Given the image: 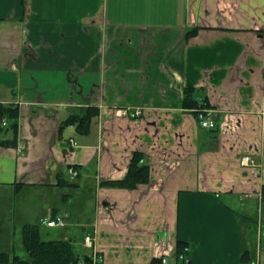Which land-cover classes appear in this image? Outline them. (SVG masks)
I'll use <instances>...</instances> for the list:
<instances>
[{
	"label": "crops",
	"instance_id": "1",
	"mask_svg": "<svg viewBox=\"0 0 264 264\" xmlns=\"http://www.w3.org/2000/svg\"><path fill=\"white\" fill-rule=\"evenodd\" d=\"M0 102L20 109L18 134L0 131V246L62 216L48 238L76 245L81 230L94 264H261L264 0H0ZM93 111L86 133L65 124ZM135 151L148 183L100 185Z\"/></svg>",
	"mask_w": 264,
	"mask_h": 264
},
{
	"label": "trees",
	"instance_id": "2",
	"mask_svg": "<svg viewBox=\"0 0 264 264\" xmlns=\"http://www.w3.org/2000/svg\"><path fill=\"white\" fill-rule=\"evenodd\" d=\"M196 28L188 31V36L196 33ZM193 88H187L184 95V104L194 108L197 114V107L208 106L207 101H195L192 99ZM95 111L87 112L84 115H73L65 121V124H76L79 132L89 131L90 121ZM20 109L18 105L4 104L0 102V131L3 128V120L8 121L7 129L13 131L16 136L19 131ZM62 125L60 126V128ZM76 167V166H75ZM150 180V164L143 152L135 151L132 155L128 171L123 178L102 180L100 185L121 188H137L140 184L148 183ZM58 184L62 188L75 189L76 183L67 180L62 174L59 175ZM264 193V187H263ZM23 245L27 256L23 257L11 251H0V264H94V259L88 254L80 253L70 239L64 238H43L40 230V223L25 224L22 227ZM188 243L179 240L177 243V254L186 252ZM100 264V262H98Z\"/></svg>",
	"mask_w": 264,
	"mask_h": 264
},
{
	"label": "built area",
	"instance_id": "3",
	"mask_svg": "<svg viewBox=\"0 0 264 264\" xmlns=\"http://www.w3.org/2000/svg\"><path fill=\"white\" fill-rule=\"evenodd\" d=\"M196 110H197V120L202 127H205V128H215L216 127L217 121L215 117V112L212 108H209L208 106H200V107H197ZM117 111L119 115L126 116V117H132V118H138L142 116L143 114V109L140 107L128 106V107L121 108ZM3 124H6V122L4 121ZM71 141H73V139H71ZM253 162L254 161L250 155H245L240 160V163L242 165H249ZM261 199L264 201V195L261 196ZM43 222L48 226H57V225H63L64 219L62 216H56L52 218L51 217L46 218L43 220ZM85 242L87 245H91L92 238L89 235L86 236ZM185 250H187V247L185 248ZM180 256L184 257V253H181ZM159 264H169L168 259L166 257H163Z\"/></svg>",
	"mask_w": 264,
	"mask_h": 264
},
{
	"label": "rangeland",
	"instance_id": "4",
	"mask_svg": "<svg viewBox=\"0 0 264 264\" xmlns=\"http://www.w3.org/2000/svg\"><path fill=\"white\" fill-rule=\"evenodd\" d=\"M18 221H21V219H18ZM250 224H251V227H253V229H254V227H255L254 219H252L250 221ZM22 227H23V225L19 228V230H17V234L14 237L15 239H14L13 245L8 244V246L7 245L0 246V248L1 247H4V248H1V249H4L6 251H10L11 250V252H13V253H16L18 255H21L23 257H26L27 256V251H26V249L24 248V245H23ZM40 230H41V233H42V237L43 238H48V237H51L52 238V237L58 236L57 234H58L59 227H55V226L48 227L46 225L40 224ZM48 230L51 231L50 235L47 234V231ZM73 234H75L79 238L77 240H74L76 242V246L78 248H82L83 247V244H82V241H81L82 240V237H83L82 231L81 230H78V229H74L73 230ZM82 250L85 251L87 249H82ZM260 256H262V262H261V264H264V246H263V249L261 251V255Z\"/></svg>",
	"mask_w": 264,
	"mask_h": 264
}]
</instances>
